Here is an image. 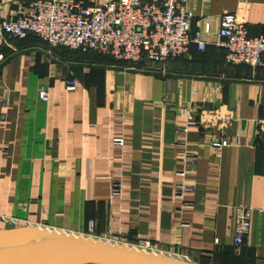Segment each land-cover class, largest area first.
Listing matches in <instances>:
<instances>
[{
	"label": "crops",
	"instance_id": "0c3cea01",
	"mask_svg": "<svg viewBox=\"0 0 264 264\" xmlns=\"http://www.w3.org/2000/svg\"><path fill=\"white\" fill-rule=\"evenodd\" d=\"M15 6L2 0L0 17ZM186 9L204 50L190 44L162 73L51 49L32 36L9 40L14 53L0 47V229L42 226L192 264H264V147L253 146L264 108V56L255 68L232 66L212 45L224 14H234L249 36L264 38V0H186ZM66 81L73 90H65ZM178 110L195 120L185 133ZM218 114L230 120L221 126L212 118ZM113 138L122 146H112ZM223 139L230 145L211 148ZM180 142L194 156L184 179L193 191L185 198L191 205L175 211ZM113 177L121 193L111 198ZM236 206L251 209L237 255Z\"/></svg>",
	"mask_w": 264,
	"mask_h": 264
},
{
	"label": "built area",
	"instance_id": "2783aa9c",
	"mask_svg": "<svg viewBox=\"0 0 264 264\" xmlns=\"http://www.w3.org/2000/svg\"><path fill=\"white\" fill-rule=\"evenodd\" d=\"M0 0V4H1ZM16 6L4 18L0 17V47L10 53L16 51L9 40H23L27 35L34 36L48 48H64L80 53H93L109 57L113 62L126 64L131 70L151 67L163 72L166 63L182 58L193 44L198 52L204 50L205 43L200 33L191 35L192 14L186 9V0H112L99 5H84L82 1L65 0H14ZM204 24L203 33L207 34ZM215 48L223 50L224 61L228 65H244L255 68L264 56V38L249 36L246 27L238 22L234 14H224L218 18ZM0 54V62L3 60ZM74 89V82L66 81L65 90ZM38 99L47 101L45 91H38ZM164 101V100H162ZM184 119L181 132L195 125L194 117L185 110H178ZM224 126L230 117L218 114L212 117ZM123 140L113 138L111 145L121 147ZM178 162L180 168L174 173L172 202L175 211L183 210L191 204L186 196L193 188L185 182V177L193 171L194 156L187 152L184 142L179 143ZM230 144L226 140L211 143L213 149ZM237 145V140L234 142ZM253 146L264 147V108L256 121ZM121 193L120 181L110 180V197ZM234 211L231 245L238 254L249 226L251 209L236 206ZM188 222H181L186 226ZM87 231L92 232L93 220L86 223ZM147 244V242H144Z\"/></svg>",
	"mask_w": 264,
	"mask_h": 264
},
{
	"label": "water",
	"instance_id": "95a60500",
	"mask_svg": "<svg viewBox=\"0 0 264 264\" xmlns=\"http://www.w3.org/2000/svg\"><path fill=\"white\" fill-rule=\"evenodd\" d=\"M0 264H192L125 243L52 228L0 229Z\"/></svg>",
	"mask_w": 264,
	"mask_h": 264
},
{
	"label": "trees",
	"instance_id": "16d2710c",
	"mask_svg": "<svg viewBox=\"0 0 264 264\" xmlns=\"http://www.w3.org/2000/svg\"><path fill=\"white\" fill-rule=\"evenodd\" d=\"M27 36H32V35H27ZM27 36H26V37H27ZM26 37H25V38H26ZM32 37L35 38L34 36H32ZM25 38H24V39H25ZM24 39H23V40H24ZM35 39H36V38H35ZM36 40H37V39H36ZM19 41H22V40H19ZM38 41H39V40H38ZM41 43H42V42H41ZM62 49H64V48H62ZM66 50H67V49H66ZM201 52H202V51H201Z\"/></svg>",
	"mask_w": 264,
	"mask_h": 264
},
{
	"label": "rangeland",
	"instance_id": "374dc122",
	"mask_svg": "<svg viewBox=\"0 0 264 264\" xmlns=\"http://www.w3.org/2000/svg\"><path fill=\"white\" fill-rule=\"evenodd\" d=\"M10 227V226H9ZM4 228H7V227H4Z\"/></svg>",
	"mask_w": 264,
	"mask_h": 264
}]
</instances>
